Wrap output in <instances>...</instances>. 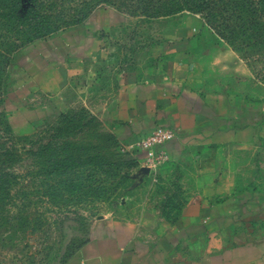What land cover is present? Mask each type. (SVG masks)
I'll use <instances>...</instances> for the list:
<instances>
[{
    "label": "rangeland",
    "instance_id": "374dc122",
    "mask_svg": "<svg viewBox=\"0 0 264 264\" xmlns=\"http://www.w3.org/2000/svg\"><path fill=\"white\" fill-rule=\"evenodd\" d=\"M133 5L132 0H20L14 26L23 31L7 43L0 40V165H7L10 181L9 189L0 185V264H67L105 217L150 215L156 202L176 204L227 196L245 184L264 186V154L257 167L248 157L240 160L237 150H221L218 173L204 184L196 160L143 165L115 140L108 108L120 82L142 78L148 68L176 55L173 32L181 24L200 26L186 50L203 69L207 89L262 108L264 15L251 17L259 26L237 24L233 36L225 31L220 38L201 15L151 19ZM101 11L116 13L106 63L72 79L63 103H51L30 123L18 117L12 125L38 47L80 32ZM149 168L158 174L145 175Z\"/></svg>",
    "mask_w": 264,
    "mask_h": 264
},
{
    "label": "crops",
    "instance_id": "0c3cea01",
    "mask_svg": "<svg viewBox=\"0 0 264 264\" xmlns=\"http://www.w3.org/2000/svg\"><path fill=\"white\" fill-rule=\"evenodd\" d=\"M115 14L101 11L80 32L38 47L12 125H18V117L30 123L51 103H63L72 79L106 63ZM197 31L199 25L178 26L173 32L176 55L148 68L142 78L120 82L108 108L112 134L128 157L149 165L136 143L156 127L170 128L175 138L161 147L164 164L196 160L204 184L218 173L221 150H237L240 160L248 157L260 165L264 106L258 109L226 91L207 89L203 69L186 50ZM145 171L158 174V169ZM153 208L150 215L101 219L88 244L67 264H264V186L245 184L227 196L176 204L166 200Z\"/></svg>",
    "mask_w": 264,
    "mask_h": 264
},
{
    "label": "trees",
    "instance_id": "16d2710c",
    "mask_svg": "<svg viewBox=\"0 0 264 264\" xmlns=\"http://www.w3.org/2000/svg\"><path fill=\"white\" fill-rule=\"evenodd\" d=\"M134 10L149 14L151 19L168 17L177 13L189 12L201 15L206 24L220 37L229 31L235 34V25L259 26L251 17L264 15V0H132ZM20 0H0V40L9 42L10 37L21 33L22 29L14 26ZM14 14V15H13ZM14 21V22H13ZM13 24V25H12ZM7 41V42H5ZM2 62H0L1 64ZM7 165H0V185L9 189L6 179Z\"/></svg>",
    "mask_w": 264,
    "mask_h": 264
},
{
    "label": "built area",
    "instance_id": "2783aa9c",
    "mask_svg": "<svg viewBox=\"0 0 264 264\" xmlns=\"http://www.w3.org/2000/svg\"><path fill=\"white\" fill-rule=\"evenodd\" d=\"M175 138L174 130L166 127H156L147 136L141 138L136 147L146 152V161L149 165L155 166L167 161V156L161 150V147ZM124 150V149H123Z\"/></svg>",
    "mask_w": 264,
    "mask_h": 264
},
{
    "label": "water",
    "instance_id": "95a60500",
    "mask_svg": "<svg viewBox=\"0 0 264 264\" xmlns=\"http://www.w3.org/2000/svg\"><path fill=\"white\" fill-rule=\"evenodd\" d=\"M145 172H148V170H147V171H145Z\"/></svg>",
    "mask_w": 264,
    "mask_h": 264
}]
</instances>
